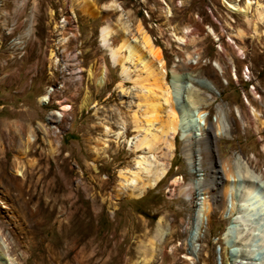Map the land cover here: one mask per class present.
<instances>
[{
    "label": "rangeland",
    "instance_id": "rangeland-1",
    "mask_svg": "<svg viewBox=\"0 0 264 264\" xmlns=\"http://www.w3.org/2000/svg\"><path fill=\"white\" fill-rule=\"evenodd\" d=\"M112 3L127 14L133 33L142 24L160 47L167 81L179 74L172 104L181 128L172 152L162 139L153 152L156 163L171 161L169 172L140 197L122 187L121 172L130 175L143 154L128 143L137 134L133 112L143 121L157 118L158 88L149 79L151 91L142 92L112 66L100 31L112 25L111 42L121 43L122 11ZM229 4L0 0V162L6 160L13 178L0 174V190L29 229L32 257L21 264H264V35L258 41L247 29L242 43L237 32L244 17ZM103 64L108 80L99 83ZM127 65L136 77L133 63ZM158 120L166 130L167 108ZM206 123L213 134L199 142ZM19 131L23 140L34 139L32 151L18 149ZM16 159L25 174L19 180L11 165ZM14 185L25 189L22 196ZM250 185L255 191L242 207ZM232 206L235 216L243 208L251 223L247 243L227 217ZM198 213L203 228L191 242ZM161 217L167 237L146 262L143 249Z\"/></svg>",
    "mask_w": 264,
    "mask_h": 264
},
{
    "label": "bare ground",
    "instance_id": "bare-ground-1",
    "mask_svg": "<svg viewBox=\"0 0 264 264\" xmlns=\"http://www.w3.org/2000/svg\"><path fill=\"white\" fill-rule=\"evenodd\" d=\"M239 1L241 0H230L229 4L230 8L233 9V11H238L244 17V27L239 28L237 36L241 39L242 43H244V38L247 35L246 30L251 29L252 36L255 37L258 41H261L262 36L264 35V3L258 0H245L242 5ZM111 5L115 6L116 9L122 11L119 18V23L122 24L121 28L123 29L122 41L117 46H114L111 42V36H113L112 33H114L115 31V29L111 27L112 25L103 26L100 30L102 45L108 50L112 66L115 68L118 67L120 69L121 77L124 78L123 80L133 81L136 87L142 92L151 91L149 88V83H147L149 79H153L156 87L158 88V92L154 95L157 103L153 105L154 109L152 113L157 118L151 121H143L137 114L136 110L133 112V115L131 117V124L133 125L134 131L137 132V134H135V136H133L128 141V143L132 151H143V154L137 156L136 166L134 167V170L128 169V172L131 173L130 175L125 174L127 171L121 172V176L124 179L122 182V187H125V190L131 191L129 193L130 195L140 197L149 188L158 186L169 172L171 161H159L158 163H156L154 161L153 152L158 149L157 145L160 139L165 142L168 154L169 151L172 152L174 149L173 138L175 137L177 130L181 127L177 107L176 105L174 106L172 104V102L174 101L172 94V85L174 86L175 84H179L177 83L179 74L174 71L172 81L170 83L167 81L166 69L164 64L165 61L163 60L160 47L155 43L152 36L142 24L137 25V30L135 33H133L132 27L130 28L131 24L128 22V19L126 17L127 14L124 13L123 9L119 7L117 3H112ZM115 32L117 33V31ZM210 32L220 40L214 29H210ZM175 37L181 42L184 41V38L181 36L175 35ZM124 52L127 53L124 54ZM129 62L133 63V65L135 66L134 71L136 72V77H133L131 74V67L127 65ZM140 65H142V67H139ZM102 68L103 71L101 76H99L98 78V82L106 83V81L108 80V67L106 66V64H103ZM143 73L147 74L145 75ZM174 79H176V82L173 83ZM120 86L122 87V90L127 92L128 89L124 87L123 82ZM50 94L46 93L43 98L48 99ZM165 108H167V114L171 120L166 130L162 129L161 121L158 120V116L161 115L162 110ZM125 128L126 127L123 126V131L119 132V134L124 133ZM212 128L213 127H211V124L206 123L200 135V139L197 140H199V142L205 141L207 143L209 141V137L211 136V134H213ZM107 131H109V128H107ZM159 131L162 132V134H159ZM18 136V149L22 150L23 148L25 153H27V151L29 150L32 151L33 147H35V142H32V140L34 139L32 137H29L27 140H23L21 131H19ZM17 163L18 160L16 159L12 162L11 165L12 167H14L13 169L16 172V176L14 179L19 180L21 179L19 177L24 176L25 174L20 169V167L17 166ZM6 164V160L0 162V174L10 181L13 178L7 176ZM14 182L15 181H13V183ZM18 183L19 182H17V186ZM18 189L20 191V195L22 196L25 189L23 190V188L20 187ZM253 190L255 191L254 186H248L247 192L244 193L245 195L241 197V199H243V202L241 204L242 207L243 205L246 206V204H248L247 202L249 194H252L254 192ZM0 201L4 204V208H7V210L4 211L6 219L4 226H6V228H4V226H0V264H21L22 260H28L32 257V251H30L26 246V242L29 238V229H27L23 225L24 222H22V218H20V211L18 210L16 204L8 202L7 193L1 190ZM27 203L28 202L26 200H23L22 203L18 204L21 208H23ZM226 209L227 217L238 223L237 226H240L239 242L247 243L250 238L249 236L245 237V231L248 232L251 223L247 222L248 217L245 210H242L243 208H239L240 214L235 216L233 206L230 209L229 207ZM38 215V211H32V216L38 217ZM202 228L203 224L201 222V214L198 213L196 214L195 221L193 222L191 238H189L191 242H194L198 239V233H200ZM18 229H20L21 232L24 233L23 236L19 234L20 231H18ZM167 232V223L165 222L164 218L161 217L157 222L155 234L150 237L147 246L145 247V249H143V251L146 252V262L153 259L154 253L157 254V252L162 251L163 247L161 248L160 245L162 246L164 241L166 240ZM196 249L197 247L195 248V254ZM56 254H58V252ZM66 263L71 264V259L67 260Z\"/></svg>",
    "mask_w": 264,
    "mask_h": 264
},
{
    "label": "built area",
    "instance_id": "built-area-1",
    "mask_svg": "<svg viewBox=\"0 0 264 264\" xmlns=\"http://www.w3.org/2000/svg\"><path fill=\"white\" fill-rule=\"evenodd\" d=\"M260 214H264V211H262V212L260 211Z\"/></svg>",
    "mask_w": 264,
    "mask_h": 264
}]
</instances>
